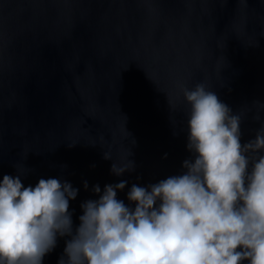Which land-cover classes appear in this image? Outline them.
<instances>
[{
  "label": "water",
  "instance_id": "1",
  "mask_svg": "<svg viewBox=\"0 0 264 264\" xmlns=\"http://www.w3.org/2000/svg\"><path fill=\"white\" fill-rule=\"evenodd\" d=\"M198 81L244 114L242 141L255 135L264 0H0V178L17 162L25 185L71 181L74 224L93 184L127 180V203L132 183L176 174L191 155L181 85ZM128 158L134 170L111 172Z\"/></svg>",
  "mask_w": 264,
  "mask_h": 264
},
{
  "label": "clouds",
  "instance_id": "2",
  "mask_svg": "<svg viewBox=\"0 0 264 264\" xmlns=\"http://www.w3.org/2000/svg\"><path fill=\"white\" fill-rule=\"evenodd\" d=\"M186 105L182 170L156 182L93 184L74 224L79 189L61 176L24 184L0 178V264H43L65 237L57 264H264V123L242 141L244 114L213 87L181 85ZM259 119V117H257ZM105 158H111L104 153ZM135 162L111 165L117 176ZM88 188V181H84Z\"/></svg>",
  "mask_w": 264,
  "mask_h": 264
}]
</instances>
